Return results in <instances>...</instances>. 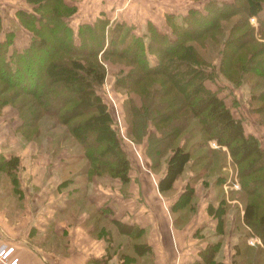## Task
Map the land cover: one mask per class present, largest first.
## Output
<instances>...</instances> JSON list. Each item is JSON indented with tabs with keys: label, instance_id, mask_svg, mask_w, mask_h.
<instances>
[{
	"label": "trees",
	"instance_id": "16d2710c",
	"mask_svg": "<svg viewBox=\"0 0 264 264\" xmlns=\"http://www.w3.org/2000/svg\"><path fill=\"white\" fill-rule=\"evenodd\" d=\"M24 1L28 8L26 11L18 10L16 17L18 23L31 33L26 46L16 47L13 44L11 30L6 31L4 37L0 14V108L10 104L16 109L20 118L18 133L25 140H33V136L39 134L37 122L44 116L52 117L56 124L66 127L63 136L66 135L71 143L79 144L82 150L68 158L79 156L85 160L82 168L73 176H67L66 181L79 175L85 180L93 177L117 179L121 184L131 181V160L120 142L126 144L124 140L127 139L133 144L141 143L145 137V154L151 158L150 166L144 153L143 159L152 173L161 169L155 184L158 192L165 194L193 159L191 148L180 145L177 140L190 126L191 120L196 118L198 138L194 144L201 148L207 146L210 138L215 139L218 145L214 148L218 149L215 151L217 158L220 155L219 163L215 161L216 165L220 169L229 161L232 165L231 177L234 176L239 182L234 197L242 204L241 220L246 227L243 238L248 235L257 237L264 247V145L257 136L245 131L242 118L235 116L231 107L219 96V87L212 91L206 86L207 81L213 80L215 76H222L237 86L247 83L245 80L249 78L251 81L254 77H264L260 65L249 61L252 54H261V58L264 55V0L247 1L239 17L241 25L247 23L248 17H258L262 35L258 39L252 34L244 37L242 31L241 35L232 36V30L229 29L222 49L218 51L220 58L216 70L207 59L208 45L210 40L217 42V34L222 27L214 17H210L209 23L199 24L195 28V19L205 15L192 7L180 16L173 12L164 14L167 26L175 36L170 39L164 31L156 30L149 20L142 25L140 34L135 33L134 26L125 21L119 19L112 22L105 16L96 17L91 23H78L73 28L69 24V17L75 7L64 0ZM210 6L207 2V12ZM211 10V13L222 17L235 11L234 8L228 12ZM240 28L237 27L235 31ZM249 44L252 46L246 51ZM48 47L51 51L43 60L38 52ZM35 53L42 60L38 59L32 66L30 62ZM98 53L104 61L116 58L124 62L125 66L119 67L116 84L132 92L138 91L144 106L140 107L141 110L137 109L146 112L142 121L149 120L152 130L134 134L132 140L124 135L120 137L112 129L111 122L113 124L114 119L108 103L105 100L102 102L96 93L104 74V68L97 58ZM150 56H154L155 60ZM42 61L43 72L40 73L38 63ZM104 63L108 64V61ZM24 72L37 76L33 85L28 86L23 82ZM219 80L223 81L220 77ZM3 88L10 91V95H4ZM57 90L62 93H57ZM172 99L175 102L178 100V103L169 106ZM259 101L264 103V89L252 90L249 102ZM233 102L234 107L238 105L235 96ZM263 105H254L250 110L259 112ZM163 107L165 111L162 112ZM21 111L26 114L22 115ZM102 127L104 129L99 132ZM166 151L170 152L165 165L157 169L160 167L159 157ZM17 164L15 156L8 159L0 156V172L15 186L18 185ZM198 178V173L192 175L170 210H180L177 204L186 208V202L194 196L193 182ZM226 179V172L219 174L216 184L220 185L221 192L220 182ZM223 207L220 208L222 213L225 210ZM96 212L99 220L109 213L107 207ZM105 227L103 225L102 229ZM206 241L198 251L200 260L193 264H210L213 261L217 242Z\"/></svg>",
	"mask_w": 264,
	"mask_h": 264
},
{
	"label": "crops",
	"instance_id": "0c3cea01",
	"mask_svg": "<svg viewBox=\"0 0 264 264\" xmlns=\"http://www.w3.org/2000/svg\"><path fill=\"white\" fill-rule=\"evenodd\" d=\"M64 1L75 6L72 18L79 15L76 24L104 16L111 21L115 17L108 14L110 9L112 13L122 6L114 0ZM136 13L139 11L132 12V20L136 18L133 24L140 20ZM244 123L249 125V133L264 140L260 136L264 135L262 124L254 120ZM11 135L7 133L4 138L2 109L0 156L17 157L18 185L3 180L0 174V246H13L18 264H193L200 260L198 251L206 240L217 242L210 264H264V247L259 239L252 235L243 238L246 227L241 210L237 220L231 212L214 215L206 211V206L205 211L203 207L194 208L199 202L213 205L210 198L197 201L196 195L183 210H170L168 197L158 192L156 184L157 196L132 198L130 192L122 191L130 182L119 181L116 195L113 187L101 185L94 177L85 180L78 175L66 181L77 172L68 170L73 159L68 158L66 150L61 154L58 173L54 172L56 179H51L52 170L39 160L41 146L32 140L26 142L17 133ZM226 168L231 172L232 167ZM103 207L109 213L99 220L96 211Z\"/></svg>",
	"mask_w": 264,
	"mask_h": 264
},
{
	"label": "rangeland",
	"instance_id": "374dc122",
	"mask_svg": "<svg viewBox=\"0 0 264 264\" xmlns=\"http://www.w3.org/2000/svg\"><path fill=\"white\" fill-rule=\"evenodd\" d=\"M247 1L249 0H114L115 3H120L122 4V6L119 9L114 8L112 13H111V9L109 8L110 11L108 14L110 16L115 17L111 20L112 22H114V20H119V19L123 21L126 20L128 23L126 21L125 22L128 25L134 26L133 30L137 34L141 33L140 30L139 31L136 30L138 26H140V24L143 25L146 22L144 21L146 17L147 18L150 17L148 20L152 23V25L156 28V30L160 32L164 31L170 39L174 38L175 36L172 34L170 27L167 26V23L164 18L165 13L173 12L174 14H178L180 16L181 14H185L187 10L192 7L199 13L205 15L204 17H199V18L197 17L195 19V23H194L195 28L202 23L206 25L207 23L210 22V17H214L215 20H217L218 23L221 25L222 30L220 33L217 34L218 37L217 42L213 43L212 40L210 41L208 40L210 44L208 45L209 51H208L207 59L211 61V63L215 66V70H216L220 58L218 51L222 49V42L226 38L229 29L232 30V36L234 35L239 36L241 35L242 31L244 33V37L252 34L254 37H256V39H258L260 35H262L261 30L258 27L259 24L258 17H254V16L248 17L246 19L247 23L245 22L246 24H242V25L240 24L239 17L241 14H243V10L241 8L242 6L245 7L247 5ZM207 2H209V5H211L210 6L211 9L228 12L229 9L234 8L235 11L223 17L221 15H215L214 13H211L212 11L211 9H209L208 12L206 11L205 5ZM27 8L28 7L24 0H0V14L2 16L4 37L6 35L5 34L6 31H10V30L13 31V44L16 47L26 46L31 36V33L18 23L16 17V12L18 10L23 9L24 11H26ZM123 10H124V14L120 15V13ZM135 10L139 11V13H136V15L140 20H137V23L133 24L132 21L136 22V18L132 20L134 18L132 12H134ZM77 16L79 15L76 14L73 16V18L72 15L69 17V19L71 20V23L69 24H71L73 28H75L76 26L77 22L75 21V19ZM206 17H209V19H207ZM240 26L241 28L235 31V29ZM3 33L1 36L2 38H3ZM260 43L263 42L260 41ZM53 44L55 46V43ZM250 46H252V44L246 46L245 50L249 51L248 47L250 49ZM50 51L51 48L48 47L45 50L39 51L38 55L41 56L43 60H46V54ZM38 55L37 53H35L33 58H31L30 63H32V66L35 65L38 59L42 60L41 58L38 57ZM259 55L261 54H256V55L252 54L249 61L250 63L251 61L257 62L260 65V68L264 70V55L263 58H261V56ZM97 58L98 61L100 62V65H102V67L104 68V74H103L102 82L100 83L99 86H97L96 93L100 96V98H102V102L106 101V103H108L109 110L115 122V123L113 122V124L111 122L112 129L115 130L116 134L118 133L120 137L124 135L125 137L127 136L132 140L135 138L134 134L137 133L140 134L152 130V125L149 120L142 121L144 117V113L146 112L138 111L137 109V107L140 108L144 106V101L143 100L141 101V96L138 94V91L132 92L124 87H119L116 84V79L118 78L119 75L118 72L119 67L125 66L124 62L116 58H107V60L104 61L102 57H100V53H98ZM150 58L152 60H155L154 56H150ZM106 61H108V64L104 63ZM43 65H44L43 61L38 63V68H40V71L43 69ZM28 66H30V64ZM42 72L43 71H41L40 73ZM28 74L29 73L24 72L23 74L24 79L22 80L26 85L30 86L33 85L37 76H34L33 74L31 76ZM219 77L223 81H220ZM219 77L215 76L213 80L209 82L207 81L206 86L212 91L216 90L219 87L218 90L219 96L223 97L225 103L231 107V111L235 116L241 117L243 121L249 120L252 122L254 120L256 123H258V125L262 124L264 126V105H263L264 103L259 101V102H253L251 104L249 102L250 93L252 90L261 91L264 89V77H254L251 81H249L250 80L249 78L245 80L248 81L247 83H242L238 86L233 84L232 82L226 81L222 76ZM252 82H254V84L252 87H250ZM165 84L168 85L169 83H165ZM45 85H47V83ZM226 85L228 86V88ZM3 90H4L3 91L4 95H10V91H6V88H3ZM56 92L62 93L61 90H57ZM171 95L172 94H170V96ZM233 95L235 96L236 102L239 101L238 105L235 107H234L235 103L233 102V97H234ZM130 97L132 98L131 101H130ZM177 103L178 100L175 102V100L172 99L171 101H169L168 104L169 106H174ZM254 105H258V106L263 105V106L261 107V110L259 112L254 113L252 112V110H250V108ZM169 106L167 105L166 107ZM131 108H133L135 112L134 110H131ZM2 109H4V138H7V133L8 134L12 133L11 135L12 137L16 133L19 134L17 131V127L20 124V118L18 116L16 109L10 104H4L0 108V111ZM162 109H163L162 112L165 111V107H163ZM21 113L22 115L26 114V112L24 111H21ZM196 123H197L196 118H193L190 122V126L187 128V130L184 131L183 134L180 135V137L177 140L180 145L191 148L193 153L192 154L193 159L185 166L186 168L184 170L183 175L178 176L179 179L176 180V183L174 184L173 188L162 195L165 198L168 197V199H166L167 203L170 205V206L168 205V207H171L175 202V198L178 196V194L184 188H186L185 186L186 182L192 177L194 173H198L199 178L197 180H194L193 182V190L196 192L194 193V195L197 196L196 200L199 201L203 198L206 201L207 198H210L211 203H213V205L210 204L206 205L205 202L204 204H202V202H199V203H194V208L199 209L203 207L205 211V206H206V211H209L214 215L216 214L218 215L219 213H222V209L220 208L223 205L225 207L223 213L231 212L237 220L240 213L239 210L242 209V204L239 203L238 201H237L238 203H236V201H232V199L235 200L234 197L235 192L239 189L238 180L235 179L234 176L231 177L229 170H227L226 168L228 166L232 167V165H230L229 161H226V166L220 169L217 166L218 164L216 165L215 161L219 163L218 160L220 155L217 158L216 155L217 152L215 151H217L218 149L215 150L213 148L215 147V145L216 147H218L215 139L210 138L208 140L207 146L201 148H198L197 144H194L195 139L198 138L195 128ZM37 127L39 128V134L36 135L35 137L33 136L32 141H35L37 143V146H41L39 147L40 150H38V153L41 155L42 158L40 159L38 158V159L45 161L46 165H48V167H50V169L52 170L49 173L50 176L48 178L56 179V175H54V172L57 171L58 173L59 171V165L61 163V154L66 153V151H68L70 155L75 153L78 154L81 153L82 150L80 149L79 144L77 143L73 144L69 141L66 135L63 136V134L66 132V127L56 124L52 117H48V116L42 117L37 122ZM102 129H104V127H102L99 130V132H102ZM14 130L16 133L14 132ZM245 130L249 133L250 130L249 125L245 124ZM260 136L262 139L264 135L260 134ZM21 138L24 139L22 136ZM27 141L29 140H26V142ZM124 141L126 144H123L122 142H120V144L122 145L123 149L128 151L131 160L130 161L131 169L129 172L131 181L130 184L123 187L122 191L130 192V196L132 198H136V197L143 198L144 196H147V198H149L151 195L157 196L156 189L154 188L156 183V177L157 174L160 173L161 170L160 168L164 167L165 160L170 151H166L165 154H162L159 157L160 159L158 165L160 167H156V168L157 169L159 168L160 170H158L155 173H152L150 171V168H148L147 166V164L150 166L151 158H149L148 155L145 154L147 152L145 150L146 149L145 137L143 138L141 143L136 142L133 144L130 143L127 139H125ZM262 142L264 143V140ZM222 149L226 151L224 147H222ZM143 153H144V157L147 159V164L146 161H144L145 158L143 159ZM57 154H59V156ZM50 155L53 156L51 157ZM71 159H73L72 163L67 166L69 171L72 168V171L76 172L85 163V160L79 156L76 157L73 156L71 157ZM24 164H26V161ZM225 172L227 173V179L224 182L223 181L220 182L221 190H222L221 192L220 185L219 184L217 185L216 182L218 180L219 174L222 175ZM0 174L2 175V179L6 180L4 173L0 172ZM40 178H42V174ZM96 181L100 182L101 185L102 183L105 184L108 183L111 187L115 189V194L119 195L118 192H120V190L118 189V186L121 184V183L119 184V180H114L105 177V178H97ZM227 181L228 183L225 184ZM189 185L187 187H190ZM222 198L224 200H221ZM177 207L180 210H183L185 208V206L183 205L178 206V204ZM216 210H218L219 212ZM235 222L236 221L234 220V223Z\"/></svg>",
	"mask_w": 264,
	"mask_h": 264
},
{
	"label": "built area",
	"instance_id": "2783aa9c",
	"mask_svg": "<svg viewBox=\"0 0 264 264\" xmlns=\"http://www.w3.org/2000/svg\"><path fill=\"white\" fill-rule=\"evenodd\" d=\"M14 247L9 245L0 246V264H18V258L14 255Z\"/></svg>",
	"mask_w": 264,
	"mask_h": 264
}]
</instances>
